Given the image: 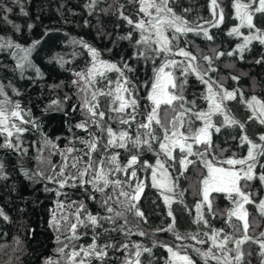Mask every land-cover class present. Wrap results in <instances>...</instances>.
I'll return each instance as SVG.
<instances>
[{
    "label": "snow or ice",
    "instance_id": "snow-or-ice-1",
    "mask_svg": "<svg viewBox=\"0 0 264 264\" xmlns=\"http://www.w3.org/2000/svg\"><path fill=\"white\" fill-rule=\"evenodd\" d=\"M105 3L106 7H100ZM222 3L210 0L212 19L193 25L175 11L176 0H87L84 8L89 15L99 9L102 15L122 21L115 29L124 27L125 31L114 35L100 27L97 37L109 40L112 47L101 49L82 37L72 38L71 53L50 57L49 63L70 72L65 86L74 89L52 99L44 109L65 117L69 135L63 146L58 143L61 137L53 140L44 132L31 107L14 98L22 95L19 88L11 81H0V149L27 156L25 134L34 132L40 137L32 145L36 167L21 164V170L51 197L48 227L57 247L44 264H153L157 247L168 254L164 264H252L253 245L259 264H264V131L252 137L247 130L252 122L264 127V98L254 94L255 85L253 94L246 97L239 86L241 76L218 75L216 66L224 56L243 61L253 42L264 45V27L256 22L264 18V0H231L232 18L239 23L227 34L242 40L230 51L210 46L211 55L205 54L188 36L214 41L210 29L225 20ZM17 7L28 16L23 0H0V22L20 33L21 25L10 18ZM84 23L89 26V21ZM32 27L27 25L28 30ZM241 29H247V34ZM121 41H127L131 55L104 58ZM40 44L41 40H35L24 46L0 34V52L15 61L12 71L20 79L29 78L25 74L30 70L43 78L32 59ZM81 56L86 57L83 67H66ZM141 61L151 67V76L143 82L135 75ZM254 63H264V55ZM193 76L204 88L189 99L186 93ZM228 79L237 86L226 87ZM62 85L63 81L50 87ZM237 100L249 113L244 120L229 107V102ZM76 115L80 118L72 123ZM225 129H239V137L231 139H238L237 149L246 146V154L225 155L229 149L215 144L213 137ZM147 154L154 162L144 158ZM53 156L59 157L58 162H53ZM190 169L195 177L190 184L196 197L192 207L184 199L188 189L181 187L182 179H191ZM6 178L0 161V179ZM146 189L158 192L171 218L166 226L151 232L143 227L149 219L140 207ZM221 199L227 202L225 207L220 206ZM173 204L183 205L196 226L193 230H178ZM0 218L10 221L2 207ZM218 219L222 226L213 223ZM157 233H171L173 239L157 240ZM133 236L149 239L150 246ZM84 237H90V242L81 243Z\"/></svg>",
    "mask_w": 264,
    "mask_h": 264
},
{
    "label": "trees",
    "instance_id": "trees-1",
    "mask_svg": "<svg viewBox=\"0 0 264 264\" xmlns=\"http://www.w3.org/2000/svg\"><path fill=\"white\" fill-rule=\"evenodd\" d=\"M87 0H23V7L28 16L20 14L19 8H14V12L10 17L17 24L21 25V32L15 33L10 26L3 25L0 22V34L12 37L16 42L24 46L30 45L35 40H41V44L37 46L32 54L33 62L40 67L43 72V78L36 77L33 71L27 72L26 79H20L18 72H13L15 61L6 53L0 52V64L6 67L0 68V81L7 84L12 82L19 88L22 95L14 97L19 99L23 105L31 107L34 117L39 119L41 126L50 138L55 140L57 136L61 137L58 143L63 146L67 143L64 139L69 135L68 126L65 124V117L59 112H45L44 109L49 102L57 97H63L65 93L71 94L74 89L65 85L71 79L70 72L61 68L55 62L49 63L50 57L57 53H71L73 46L69 43L72 38H83L89 43L104 49L112 47L107 39L97 37V29L102 27L107 32H113L114 35L123 34L125 29H115L116 23L123 24L122 21H117L114 16L102 15L97 9L96 13L89 15L84 8ZM112 0H107L111 3ZM124 0H121L123 3ZM107 4H101L100 7H106ZM178 14L183 15L193 25L203 23L205 20L212 19L210 9V0H176L173 5ZM222 7L225 9V20L218 28H211L210 33L214 36V41H207L203 36L189 34L188 39L204 50L205 54L211 55L209 47H218L221 51H230L240 43L242 37L236 38L229 36L228 31L239 22L233 19V9L231 8V0H223ZM184 9L189 11L184 12ZM99 19V24L97 20ZM85 20L89 21V26H85ZM257 26L264 27V18H257ZM32 24L31 30H28L27 25ZM207 27V25H205ZM51 29L48 35L45 36L46 30ZM247 34V29H241ZM183 46V44L181 45ZM81 51L80 48H76ZM193 50V49H190ZM132 48L127 41H121L118 47L113 49L112 53H104V58L119 59L121 55L130 56ZM264 55V45L258 42H253L251 51L244 53V60L241 61L236 57H221L216 61V66L219 70L218 75L228 76L240 75L239 86L245 90V96L253 94V85H255V93L257 96L264 98V63L256 64L254 61ZM70 59V56H66ZM85 56L79 57L71 65L66 67L80 68L84 65ZM234 63V68H227L225 65ZM136 76L141 82L151 76V67L145 66L141 61L136 65ZM246 74V75H245ZM115 77V73L111 74ZM213 75H217L214 73ZM61 81L64 85L59 89H52L50 86L58 84ZM225 86L229 89L236 87V83L231 79L225 81ZM204 86L196 81L195 77L189 78V87L187 95L189 99L193 98V94L197 96L203 91ZM11 94V90L9 89ZM143 95V92L141 93ZM75 102V100H73ZM200 107H205L203 101H197ZM105 110L107 104H103ZM229 107L237 118L246 119L247 113L243 105L238 100L229 102ZM80 117L74 116L72 123H75ZM250 136L264 131L255 122L247 126ZM239 129L222 130V133L213 137L216 145L221 148H228L229 151L225 155H231L232 151H238L241 155L246 154V146L244 149H237L238 139L232 140L231 136L239 137ZM2 139V138H0ZM39 134L29 132L25 134L24 146L29 149L27 156H22L13 153L7 149H0V161L5 165L6 179H0V207L10 217V221H4L0 218V264H44L45 258L53 256L57 247L54 233L48 227V207L51 204L49 193H45L40 184L29 181L21 170V164L24 166L35 168L36 149L33 147V142L39 140ZM47 155V153H45ZM125 155L122 153L121 160H125ZM145 159L154 162L151 154H147ZM53 162H58L59 157L53 156ZM190 180L181 181V187L188 189L185 193V203L192 207L196 197L193 195L190 184L193 182V174L191 169L188 173ZM158 192L155 189H146L145 197L141 199V210L148 216L149 223L143 227L151 232L157 227H164L170 222V217L167 216V206L164 204L162 197L158 198ZM221 207H225L227 202L221 199L219 201ZM95 209L96 205H90ZM176 216V225L179 231H191L196 226L191 223L192 217L185 211L183 205H172ZM194 211V209H193ZM250 212L255 215L254 209L250 208ZM213 223L217 227L222 226L221 220H216ZM261 230H264L262 227ZM133 240H143L145 244L150 246L151 241L147 238L137 236L132 237ZM155 239L163 242H171L173 237L171 233H157ZM17 240L19 243H17ZM81 243H89L90 237H84ZM247 247V245H245ZM252 264H259L255 255L256 246L253 245ZM154 260L153 264H164V258L167 253L163 248L157 247L153 249Z\"/></svg>",
    "mask_w": 264,
    "mask_h": 264
},
{
    "label": "rangeland",
    "instance_id": "rangeland-1",
    "mask_svg": "<svg viewBox=\"0 0 264 264\" xmlns=\"http://www.w3.org/2000/svg\"><path fill=\"white\" fill-rule=\"evenodd\" d=\"M195 177L193 176V181H194Z\"/></svg>",
    "mask_w": 264,
    "mask_h": 264
}]
</instances>
